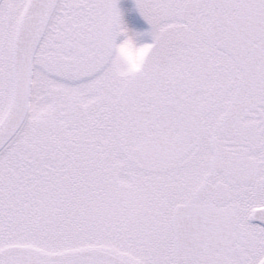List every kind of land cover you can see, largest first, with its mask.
Masks as SVG:
<instances>
[{"label": "snow or ice", "instance_id": "6c2138e0", "mask_svg": "<svg viewBox=\"0 0 264 264\" xmlns=\"http://www.w3.org/2000/svg\"><path fill=\"white\" fill-rule=\"evenodd\" d=\"M133 3L0 0V264H264V0Z\"/></svg>", "mask_w": 264, "mask_h": 264}, {"label": "rangeland", "instance_id": "374dc122", "mask_svg": "<svg viewBox=\"0 0 264 264\" xmlns=\"http://www.w3.org/2000/svg\"><path fill=\"white\" fill-rule=\"evenodd\" d=\"M118 6L121 10L123 21L130 31L146 32L148 30V25L135 10L133 0H119ZM139 42L149 43L150 39L148 37H143Z\"/></svg>", "mask_w": 264, "mask_h": 264}, {"label": "clouds", "instance_id": "9594fccd", "mask_svg": "<svg viewBox=\"0 0 264 264\" xmlns=\"http://www.w3.org/2000/svg\"><path fill=\"white\" fill-rule=\"evenodd\" d=\"M118 56L122 62L126 63L131 68V66L139 63L141 53L135 41H133L120 49L118 51Z\"/></svg>", "mask_w": 264, "mask_h": 264}, {"label": "water", "instance_id": "95a60500", "mask_svg": "<svg viewBox=\"0 0 264 264\" xmlns=\"http://www.w3.org/2000/svg\"><path fill=\"white\" fill-rule=\"evenodd\" d=\"M253 222H255V221H253ZM256 223V222H255Z\"/></svg>", "mask_w": 264, "mask_h": 264}, {"label": "flooded vegetation", "instance_id": "af4514ba", "mask_svg": "<svg viewBox=\"0 0 264 264\" xmlns=\"http://www.w3.org/2000/svg\"><path fill=\"white\" fill-rule=\"evenodd\" d=\"M253 223H255V222H253Z\"/></svg>", "mask_w": 264, "mask_h": 264}]
</instances>
